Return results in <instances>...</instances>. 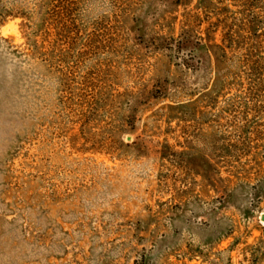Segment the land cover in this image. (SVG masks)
Segmentation results:
<instances>
[{"label": "rangeland", "instance_id": "rangeland-1", "mask_svg": "<svg viewBox=\"0 0 264 264\" xmlns=\"http://www.w3.org/2000/svg\"><path fill=\"white\" fill-rule=\"evenodd\" d=\"M49 12L0 26V264H264V0Z\"/></svg>", "mask_w": 264, "mask_h": 264}, {"label": "trees", "instance_id": "trees-1", "mask_svg": "<svg viewBox=\"0 0 264 264\" xmlns=\"http://www.w3.org/2000/svg\"><path fill=\"white\" fill-rule=\"evenodd\" d=\"M169 2L178 5L180 3V0H169ZM51 4L52 0H0V26L8 22L10 18H20L27 29L28 44L33 45L36 43L35 37L43 31L44 25L46 21H48ZM139 19L140 17L137 18V21ZM137 21L136 23L139 24V21ZM189 39L190 38H186V40ZM210 47L215 54L217 66L220 71L218 76L222 77L225 73H222L221 71L226 67L223 62V53L222 51L218 50V47L216 45H211ZM254 190L248 196L249 202H251L255 197L258 196L259 192H257L255 187ZM217 233L218 234L215 241L228 236L229 231L225 230V232L220 231ZM145 258L146 256L142 257L141 261H144Z\"/></svg>", "mask_w": 264, "mask_h": 264}, {"label": "water", "instance_id": "water-1", "mask_svg": "<svg viewBox=\"0 0 264 264\" xmlns=\"http://www.w3.org/2000/svg\"><path fill=\"white\" fill-rule=\"evenodd\" d=\"M260 218H261V220L264 221V213H262V214L260 215Z\"/></svg>", "mask_w": 264, "mask_h": 264}]
</instances>
